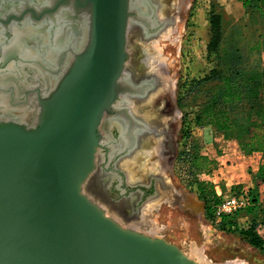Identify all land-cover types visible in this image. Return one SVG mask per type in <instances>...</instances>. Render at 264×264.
Here are the masks:
<instances>
[{
	"label": "water",
	"instance_id": "95a60500",
	"mask_svg": "<svg viewBox=\"0 0 264 264\" xmlns=\"http://www.w3.org/2000/svg\"><path fill=\"white\" fill-rule=\"evenodd\" d=\"M22 2L0 8V25L30 21L46 31L70 8L82 43L52 65L34 59L46 74H32L25 60L28 72L0 83V264H208L121 224L84 190L97 172L104 122L131 75L129 30L142 29L132 0Z\"/></svg>",
	"mask_w": 264,
	"mask_h": 264
},
{
	"label": "rangeland",
	"instance_id": "374dc122",
	"mask_svg": "<svg viewBox=\"0 0 264 264\" xmlns=\"http://www.w3.org/2000/svg\"><path fill=\"white\" fill-rule=\"evenodd\" d=\"M215 13L223 16L224 38L220 57L208 47L211 20ZM173 16V22L167 26L171 27V33L159 38L156 45L166 61L165 67L172 79L174 103L179 112L176 133L178 149L174 165L164 170L167 186L160 181L157 184L160 192L174 188L180 195L174 202L161 201L155 205L152 220L157 223L156 227L159 226L158 231L152 234L144 232L177 244L189 256L198 260L199 255L193 252V248H196L204 254L208 264H264V244H253L252 236L242 231L256 226L257 233L264 239V215L261 214L264 207L257 209L259 201H264V196L257 197L252 189L253 197H257L256 203L249 211L239 214V228L219 224L220 220L215 219L208 210L204 194L199 190L201 181L209 190L215 184L225 183V179L220 177L212 151L205 146L202 134L204 127H209L206 131L211 133L213 125L196 124L197 106L194 101L188 100L183 107L177 104L179 86L183 84L185 89L195 79L208 75L213 69L229 66L235 48H240L243 58L247 59L244 64L247 69L244 70L245 77L259 71L264 65V3L253 7L246 5L245 0H184L179 15ZM141 37L149 39L145 34H141ZM156 37L159 36L153 38ZM183 95L185 92L180 97ZM198 155L205 158L203 166L194 163ZM127 181L133 184L139 182L130 181L129 177ZM182 194L191 196L199 206L195 210L186 206L180 197ZM150 202L154 203L155 198L147 201L144 207Z\"/></svg>",
	"mask_w": 264,
	"mask_h": 264
},
{
	"label": "bare ground",
	"instance_id": "6f19581e",
	"mask_svg": "<svg viewBox=\"0 0 264 264\" xmlns=\"http://www.w3.org/2000/svg\"><path fill=\"white\" fill-rule=\"evenodd\" d=\"M22 1L37 2V0H0V8L5 7V10L9 11L20 7L24 3ZM178 1L180 0H156L159 3L162 15L166 17L173 13V10L179 9V7H176ZM131 4L133 10L132 20L141 23L145 29L154 24L157 25L158 20L153 16L151 0H132ZM62 19L61 25L49 26L46 31H38L37 27L30 21H26L21 25H0V55H9L12 51L16 53L13 56L18 55V59L11 58L8 60L11 55L5 59V68L0 71V83H9L12 81L11 78L20 79L28 72L25 60H31L28 66L33 69L32 74H46L47 70L41 65L34 63L36 61L33 62L34 57L35 60L39 59L42 64L48 66L56 63V60L59 59L61 56L59 51L70 46L76 47L77 43L81 46L82 41L79 39L80 37L76 36L73 28V11L69 8ZM169 20L167 21L166 19L167 22ZM83 27V32L86 33V26L83 25ZM8 31L11 33L10 36L6 35ZM164 32L159 37L144 40L141 37V34H143L142 29L135 25L130 28L128 47L131 51V57L127 66L131 75L127 74L123 78L122 83L126 90L116 103L119 108L114 107L116 112L120 114L123 112V105L127 107L130 105L134 110L133 112L146 120L147 124H154L162 128V134L175 128L179 118V112L174 105L172 79L165 67L166 61L156 45L159 38L171 33V27H166ZM153 78L158 81V84L149 90L146 96L135 100L133 98L134 94L144 88V84L138 82L143 79L150 80ZM19 85L21 84H17V86ZM2 102V99H0V105ZM137 124L138 121H135L134 125L132 123L129 124L122 115H111L106 118L104 134L105 140L110 146V151H108L110 158L128 147L130 149L131 138L136 133L134 128ZM132 125L133 129L130 130ZM113 127H118L122 132L119 140H113L112 138L111 129ZM140 142L142 150H138L137 154L136 152L133 155L128 154L120 163L127 171L130 181L133 182L148 180L149 176L156 173L160 168L159 164H157L159 156H162L161 146L157 145L160 142L159 137L145 133L142 135ZM113 178L114 174H107L101 177V175L95 173L85 184L84 190L93 200L103 206L110 216L121 224L137 230L147 231L151 234L158 231L159 226L156 227L157 223L155 224L152 220V209L161 201H172L174 190L162 191L160 196L155 198L154 203H148L142 208L141 214L137 215L131 211L133 210L132 205L135 197L123 199L120 203H114L101 190L99 183L107 187ZM179 195H177V199ZM180 197H182L185 205L192 208V210L199 206L195 199L189 195L182 194ZM193 252L199 255L198 260L200 262H207V259L203 257L204 254H201L198 249L193 248Z\"/></svg>",
	"mask_w": 264,
	"mask_h": 264
},
{
	"label": "trees",
	"instance_id": "16d2710c",
	"mask_svg": "<svg viewBox=\"0 0 264 264\" xmlns=\"http://www.w3.org/2000/svg\"><path fill=\"white\" fill-rule=\"evenodd\" d=\"M261 3H264V0H245L246 5L253 7H259ZM211 26L208 47L220 57L224 38L223 16L220 13L213 14ZM234 52L235 55L229 60V66L213 69L208 75L195 79L185 89L183 84L179 86L178 105L183 107L188 100L194 101L197 106L195 116L197 125H213L226 137L236 139L246 152L261 151L264 150V65L258 72L245 77L247 69L244 64L247 59L243 58L240 48H235ZM183 92L185 95L180 97ZM194 163L203 166L204 156H195ZM199 190L204 194L208 210L212 212V203L219 199L215 188L209 190L201 181ZM256 199L257 197H253L252 206L245 211H249L255 205ZM239 214L241 212L222 217L219 224L223 227L226 224H237ZM242 231L252 236L253 244L257 246L264 244V239L257 233L256 226H250Z\"/></svg>",
	"mask_w": 264,
	"mask_h": 264
},
{
	"label": "flooded vegetation",
	"instance_id": "af4514ba",
	"mask_svg": "<svg viewBox=\"0 0 264 264\" xmlns=\"http://www.w3.org/2000/svg\"><path fill=\"white\" fill-rule=\"evenodd\" d=\"M151 4H152L153 16L155 18H157L156 20H158L157 25L154 24L155 26L153 25V26L149 27L148 29H145L143 27V25L140 24V25H142L141 28H142L143 34H145V36H147V38H149V39H153V37L156 35L160 36L165 31V28L169 25L170 21L173 20V17H174L173 15H176V16L179 15V12L183 9L184 0L178 1L176 7L177 8L179 7V9L173 10V13L169 14L164 19L161 16L162 13H161V8L158 5L159 3H157L156 0H151ZM157 16L161 20H159ZM166 19H167V21L170 19L169 22H167ZM164 26H166V27H164ZM10 34L11 33L9 31L6 33L7 36H10ZM62 51L63 50L59 51V53ZM15 54L16 53L14 51H12V52H10L9 55H4V56L0 55V60L6 59L10 55H11V57L8 60H10L11 58H17L18 59V57H17L18 55L13 56ZM33 59H35V57ZM142 84H144V88L141 90L143 92H141V91L140 92L144 93V96H146L148 91L151 90L153 87H155L158 84V81L155 80L154 82H151L150 84L143 82ZM144 96L134 95L133 98L135 100H137V99L142 98ZM177 104H178V101H177ZM115 107L119 108V106H117V104L115 105ZM122 107L124 108L122 113L118 114L115 110L113 112H109L108 116L122 115L126 119V121L129 122V124L132 123L133 125L135 124V121H138L137 126L134 128L136 133L131 138L130 149L128 147L127 149L116 153L114 155V157L110 158L109 152H108V151H110L109 150L110 146L108 145L109 143L105 140L106 138H105V134H104V130H103L104 141H103V147L101 148V151L99 154V156H100L99 157V164L97 166V172L96 173L101 175V177H104L107 174H114V178L109 182L107 187L103 186L102 184H100L98 182L101 190L114 203H119V202H122L123 199H129V198L135 197L136 199L134 198L133 205H132L133 210H131V211H133L132 212L133 214L138 215V214H140L142 208L144 207V205L146 204L147 201H149L150 199L159 197L160 194L162 193L158 189L159 187H158L157 182L160 181L164 186H167V181L165 180L163 175H164V170H166L169 166L171 167L172 165H174L175 159L177 156V149L178 148H177V143H176V135H177L176 133H177V128L179 127V123H178L179 118H178L177 126H175V128H173L169 132H165L162 134V128H159L154 124H152V125L155 126V130L149 131L146 128H143L142 123L147 124L148 122L146 120H144L143 118H141L140 116H138L135 112H133L134 110L130 105H128V107L126 105H123ZM133 125L130 127V130L133 129ZM145 133L153 134L154 136L159 137L160 142H158L157 145L161 146L162 156H159V158L157 160L158 161L157 164H159L160 168L157 170L156 173L149 176L148 180L139 181L137 186H133V183L127 181V177H128L127 171L124 170L120 166V163H121L122 159L125 158V156H128V154L133 155L135 152L140 150V148H141V142H140L141 137ZM111 134H112L113 140H119L121 138L122 132L118 127H113V129L111 130ZM99 168H100L101 172L99 171ZM172 189L174 190L173 192H175L173 195V199H172V202H174L177 200V195L180 193H178L174 188H172ZM169 190H171V188Z\"/></svg>",
	"mask_w": 264,
	"mask_h": 264
},
{
	"label": "crops",
	"instance_id": "0c3cea01",
	"mask_svg": "<svg viewBox=\"0 0 264 264\" xmlns=\"http://www.w3.org/2000/svg\"><path fill=\"white\" fill-rule=\"evenodd\" d=\"M207 128L202 129L204 143L212 151L220 177L225 179V183L244 184L252 187L257 197L264 196V150L246 152L236 139L226 137L214 126L211 127V133L206 131ZM259 202L257 209L264 207V201ZM261 214L264 215V212Z\"/></svg>",
	"mask_w": 264,
	"mask_h": 264
},
{
	"label": "built area",
	"instance_id": "2783aa9c",
	"mask_svg": "<svg viewBox=\"0 0 264 264\" xmlns=\"http://www.w3.org/2000/svg\"><path fill=\"white\" fill-rule=\"evenodd\" d=\"M214 188L219 199L212 203V215L217 220H221L225 216L243 212L253 204L252 187L250 186L240 183H224L215 184ZM236 226L239 228L238 223L229 225V227L234 229Z\"/></svg>",
	"mask_w": 264,
	"mask_h": 264
}]
</instances>
